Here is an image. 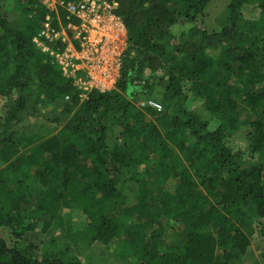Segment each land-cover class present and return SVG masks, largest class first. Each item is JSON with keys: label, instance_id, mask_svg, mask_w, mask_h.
I'll list each match as a JSON object with an SVG mask.
<instances>
[{"label": "trees", "instance_id": "trees-1", "mask_svg": "<svg viewBox=\"0 0 264 264\" xmlns=\"http://www.w3.org/2000/svg\"><path fill=\"white\" fill-rule=\"evenodd\" d=\"M107 1L126 51L112 90L83 92L33 42L45 0H0V231L23 244L0 237V264H88L114 241L124 264H244L264 238V0H229L218 31L203 27L212 0ZM156 87L160 111L133 106ZM38 117L60 131L15 129ZM238 133L249 161L227 144ZM62 211L66 245L39 253Z\"/></svg>", "mask_w": 264, "mask_h": 264}, {"label": "built area", "instance_id": "built-area-1", "mask_svg": "<svg viewBox=\"0 0 264 264\" xmlns=\"http://www.w3.org/2000/svg\"><path fill=\"white\" fill-rule=\"evenodd\" d=\"M116 7L105 0H45L47 14L33 42L41 52H52L78 90L105 92L116 85L126 46ZM147 107L161 109L154 101Z\"/></svg>", "mask_w": 264, "mask_h": 264}, {"label": "rangeland", "instance_id": "rangeland-1", "mask_svg": "<svg viewBox=\"0 0 264 264\" xmlns=\"http://www.w3.org/2000/svg\"><path fill=\"white\" fill-rule=\"evenodd\" d=\"M228 2L229 0H212V2L207 6L204 16L202 18L203 27L205 29L210 31L220 30L222 13L225 10V7L227 6ZM240 12L243 20L246 22H250L258 19V10L255 8V6L251 4L243 5L241 7ZM177 30H173V32L176 33L178 32ZM124 48H125L124 49L125 52L126 46ZM117 80L115 81V84ZM112 85H114V83ZM114 87L115 85L112 88ZM186 95H187V101L185 103L186 108L189 110L193 109L195 112L199 114H203V118L208 120V115L206 116V114H204V112L202 111L201 101L198 98L192 97L190 93H187ZM161 98H162V89L160 87H156L149 95L142 96L137 101H134L133 106L136 108H145L147 107L148 101L161 103ZM1 104L2 102H0V110H1ZM209 124H210L209 125L210 128H214L217 125L216 120L214 119H212ZM60 128H61L60 125L50 124L46 120H43L42 117L34 118L32 120H29L28 123H21L15 127V129L18 132L24 129L26 132H31L34 136H36V138H44L45 136L57 134L60 131ZM227 144L232 150L235 151L240 150L242 152L243 159L249 161L250 156H249V152L247 151L245 136H243L240 133L231 135L227 138ZM20 145L18 147L21 150L22 148ZM3 164L4 163L0 161V167ZM20 175H22V173ZM21 177L22 176H20V178ZM25 182L32 183L31 177L30 179L26 178ZM28 216H32V215H28ZM61 216L63 222L65 223L67 218L70 216L69 211H62ZM71 220H72V224H77V225H80L83 222L80 218H76V217H74ZM69 221L64 224L63 228H51L44 233L41 232L40 231L41 229L38 227V232H39L38 236L40 242L39 253L46 254L49 252H58L63 249V247L67 243L65 236L68 233L72 232V230L70 232L69 230H67L69 227L68 226ZM255 225L256 223L252 224L251 227ZM0 237L5 241L8 247L19 248L21 245H23L20 241H17L14 238H12L7 229L0 231ZM121 248H122V244L120 241H114L106 246H101V245L99 246L95 244L93 246L92 251L90 250L83 254V258L87 261L88 264H124L119 259V256H121ZM242 262L244 264H264V238L259 236L254 230L250 235V247L247 250Z\"/></svg>", "mask_w": 264, "mask_h": 264}]
</instances>
